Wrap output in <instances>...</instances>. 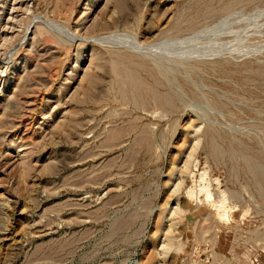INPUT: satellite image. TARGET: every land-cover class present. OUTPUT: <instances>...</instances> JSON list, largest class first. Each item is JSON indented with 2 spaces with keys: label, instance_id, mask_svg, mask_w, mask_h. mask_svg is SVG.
<instances>
[{
  "label": "rangeland",
  "instance_id": "obj_1",
  "mask_svg": "<svg viewBox=\"0 0 264 264\" xmlns=\"http://www.w3.org/2000/svg\"><path fill=\"white\" fill-rule=\"evenodd\" d=\"M0 264H264V0H0Z\"/></svg>",
  "mask_w": 264,
  "mask_h": 264
},
{
  "label": "bare ground",
  "instance_id": "obj_2",
  "mask_svg": "<svg viewBox=\"0 0 264 264\" xmlns=\"http://www.w3.org/2000/svg\"><path fill=\"white\" fill-rule=\"evenodd\" d=\"M9 17H10V16H9ZM9 17H8V18H9Z\"/></svg>",
  "mask_w": 264,
  "mask_h": 264
}]
</instances>
